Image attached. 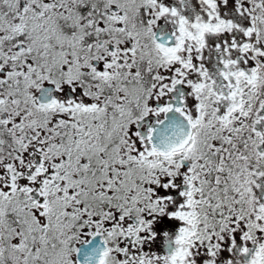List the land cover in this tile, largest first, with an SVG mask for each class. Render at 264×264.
Wrapping results in <instances>:
<instances>
[{
    "label": "snow or ice",
    "instance_id": "1",
    "mask_svg": "<svg viewBox=\"0 0 264 264\" xmlns=\"http://www.w3.org/2000/svg\"><path fill=\"white\" fill-rule=\"evenodd\" d=\"M0 264H264V0H0Z\"/></svg>",
    "mask_w": 264,
    "mask_h": 264
}]
</instances>
